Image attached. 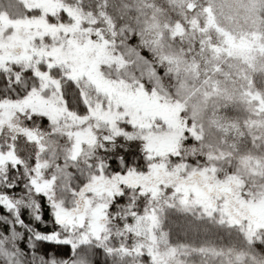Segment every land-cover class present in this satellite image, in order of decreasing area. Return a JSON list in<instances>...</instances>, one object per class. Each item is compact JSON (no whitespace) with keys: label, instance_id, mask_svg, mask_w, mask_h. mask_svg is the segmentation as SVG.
Returning a JSON list of instances; mask_svg holds the SVG:
<instances>
[{"label":"snow or ice","instance_id":"obj_1","mask_svg":"<svg viewBox=\"0 0 264 264\" xmlns=\"http://www.w3.org/2000/svg\"><path fill=\"white\" fill-rule=\"evenodd\" d=\"M0 264H264V0H0Z\"/></svg>","mask_w":264,"mask_h":264}]
</instances>
